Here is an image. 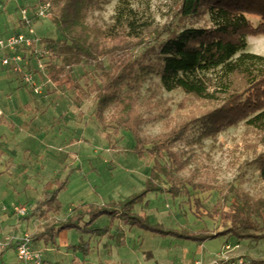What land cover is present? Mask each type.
<instances>
[{
    "label": "trees",
    "instance_id": "16d2710c",
    "mask_svg": "<svg viewBox=\"0 0 264 264\" xmlns=\"http://www.w3.org/2000/svg\"><path fill=\"white\" fill-rule=\"evenodd\" d=\"M103 1L36 0L31 5L51 3L58 33L48 39L39 35L40 49L48 52L45 56L58 58L46 61L47 76L60 82L75 67L93 64L96 72H88L94 80L77 85L82 98L93 97L96 122L106 131L112 147L116 146L115 133L121 129L130 132L139 156H150L154 163L141 190L105 203L82 202L67 217L53 223L45 221L33 240L55 242V235L66 229L103 237L111 233L117 221L162 237L201 241L221 234L264 238V197H255L245 189V174L239 184L232 183L222 191V198L207 212L220 222L221 229L215 233L172 228L151 221L136 209L149 193H168L173 198L192 199L201 212L203 203L197 194L217 187L183 175L188 158L175 148L198 124L203 134L213 136L244 121L254 136L247 143V150L252 152L249 164L257 167L264 181V54L248 49L249 36L264 34V0H165L164 24L157 21L151 3L135 6L132 0H120L111 22L102 24L90 16ZM249 14L260 16V21L253 22ZM152 75L160 78L165 89L184 92L183 101H198L199 106L170 130L142 137L144 117L138 109L137 91ZM67 181V177L56 178L55 187L42 191L25 218L43 219L51 212H60L59 193ZM102 216L109 222L99 224ZM74 246L84 254L92 251L90 238L83 236ZM246 264H264V259Z\"/></svg>",
    "mask_w": 264,
    "mask_h": 264
},
{
    "label": "rangeland",
    "instance_id": "374dc122",
    "mask_svg": "<svg viewBox=\"0 0 264 264\" xmlns=\"http://www.w3.org/2000/svg\"><path fill=\"white\" fill-rule=\"evenodd\" d=\"M119 1L104 0L92 12L91 19L102 24L111 22ZM164 1L132 0L135 6L151 3L157 21L162 24L166 22L162 10ZM35 2L0 0V28L10 22L12 31L19 30L20 8ZM2 17L6 20L1 21ZM248 17L255 23L261 19L256 14ZM35 29L45 39L58 36L52 16L37 21ZM248 43L250 51L264 54V34L249 36ZM26 54L29 69L43 84L39 94L25 85L19 74L0 64V99L7 113L0 116V137H8V141H0V204L10 210L14 204L26 205L29 215L44 189L54 188L56 178H68L67 186L59 193L60 212H51L43 219L8 213L13 224L21 221L26 227L27 221L32 220L30 225L34 224V230L27 232L34 235L45 221L53 223L67 217L82 202L105 203L141 190L154 162L150 156H139L136 140L126 130L114 134L116 146L112 147L106 131L96 122L93 97L82 98L78 87L84 85L86 79L94 80L93 64L77 66L60 82H54L47 76L46 61L58 58L54 54L42 59L30 52ZM41 62L42 71L38 69ZM8 83L13 87L7 88ZM20 97L29 98V103L18 104ZM137 97L138 109L144 117L142 137L170 130L197 112L199 106L198 101H183L185 94L181 90L165 89L156 75L141 85ZM199 126H193L175 148L188 158L183 175L197 181L207 180L217 187L197 194L203 203L201 212L196 210L192 199L173 198L168 193H149L146 202L139 203L136 209L145 212L151 221L172 228L215 233L221 229L220 222L207 212L222 198L221 192L232 183L239 184L245 174L242 184L245 189L255 197H264V181L257 167L249 164L252 152L247 150V143L254 136L244 121L213 136L203 134ZM97 222L103 225L109 218L102 216ZM81 236L91 240L89 254L74 246ZM39 243L52 264H246L264 259V238L240 239L221 234L201 241L162 237L118 221L111 233L103 237L66 229L55 235V242ZM14 252V246L5 250L3 257L0 255V264H8Z\"/></svg>",
    "mask_w": 264,
    "mask_h": 264
},
{
    "label": "built area",
    "instance_id": "2783aa9c",
    "mask_svg": "<svg viewBox=\"0 0 264 264\" xmlns=\"http://www.w3.org/2000/svg\"><path fill=\"white\" fill-rule=\"evenodd\" d=\"M51 16V3L45 2L36 6L24 5L19 11V27L17 31L8 34H0V64L10 68L19 74L24 84L31 87L34 93H41L43 84L36 78L35 74L28 67L27 52L38 54L42 59L46 53L40 49L41 42L38 32L35 29L37 21L44 20ZM43 70V63L38 66ZM2 110L0 108V116ZM29 210L26 205H13L10 210L7 205L0 204V216L2 213H11L18 216H26ZM15 246L16 260L13 264H52L48 262L43 252L34 246L33 235L25 232L15 236L7 234L0 239V253L11 246Z\"/></svg>",
    "mask_w": 264,
    "mask_h": 264
},
{
    "label": "crops",
    "instance_id": "0c3cea01",
    "mask_svg": "<svg viewBox=\"0 0 264 264\" xmlns=\"http://www.w3.org/2000/svg\"><path fill=\"white\" fill-rule=\"evenodd\" d=\"M6 20L5 18H1V21L2 20ZM0 24H1V22H0ZM2 25V24H1ZM10 25H11V23L10 22H8V24L5 26H3V28L1 29L0 28V34H8V33H10V32H12V30H11V28H10ZM7 28V29H6ZM7 88H10V87H13V84L12 83H8L7 85ZM22 95H24L23 93H22ZM24 98V99H23ZM23 98H19V100L21 99V101L19 102L18 101V104H24V103H29V98H25V97H23ZM5 103L2 101V98L0 99V108H1V110H2V116H4V115H6L7 113H6V109H5ZM0 118H2V117H0ZM7 138L8 137H6V136H4L3 138L2 137H0V141H8L7 140ZM1 151V150H0ZM10 214H8V213H6V214H4V213H2L1 214V216H0V239H2V238H4V236L5 235H7V234H13V235H15V236H19V235H22L23 233H25V232H27L28 230L30 231V230H34V228H33V226H34V224L31 226L30 225V222H32V220H28L27 221V225H26V227L21 223V221H18V222H16L15 224H13V218L12 217H10L9 216ZM33 219V218H32ZM34 223V222H33ZM19 228H22V230H20L19 231ZM36 231V230H35ZM41 241H43V240H39L38 242L37 241H34V246L36 247V248H38V249H40L42 252H43V246H42V244L41 243H39V242H41ZM36 243H39L38 245H36ZM47 245V244H46ZM14 246V245H13ZM14 249H15V246H14ZM5 252V251H4ZM4 252H2V253H0V255L3 257V254H4ZM43 254H44V252H43ZM44 257H45V259L48 261V262H50L51 263V261H50V259L48 258V257H46L45 256V254H44ZM15 260H16V249H15V252H14V257H13V259L11 260V261H8V264H13L14 262H15Z\"/></svg>",
    "mask_w": 264,
    "mask_h": 264
}]
</instances>
